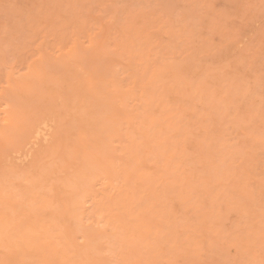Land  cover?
Segmentation results:
<instances>
[{
    "label": "rangeland",
    "instance_id": "rangeland-1",
    "mask_svg": "<svg viewBox=\"0 0 264 264\" xmlns=\"http://www.w3.org/2000/svg\"><path fill=\"white\" fill-rule=\"evenodd\" d=\"M0 264H264V0H0Z\"/></svg>",
    "mask_w": 264,
    "mask_h": 264
}]
</instances>
